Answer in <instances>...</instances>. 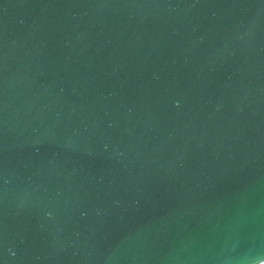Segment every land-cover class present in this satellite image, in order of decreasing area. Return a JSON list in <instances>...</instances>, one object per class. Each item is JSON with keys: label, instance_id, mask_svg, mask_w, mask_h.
Segmentation results:
<instances>
[{"label": "water", "instance_id": "95a60500", "mask_svg": "<svg viewBox=\"0 0 264 264\" xmlns=\"http://www.w3.org/2000/svg\"><path fill=\"white\" fill-rule=\"evenodd\" d=\"M264 263V0H0V264Z\"/></svg>", "mask_w": 264, "mask_h": 264}, {"label": "bare ground", "instance_id": "6f19581e", "mask_svg": "<svg viewBox=\"0 0 264 264\" xmlns=\"http://www.w3.org/2000/svg\"><path fill=\"white\" fill-rule=\"evenodd\" d=\"M262 264H264V263H262Z\"/></svg>", "mask_w": 264, "mask_h": 264}]
</instances>
